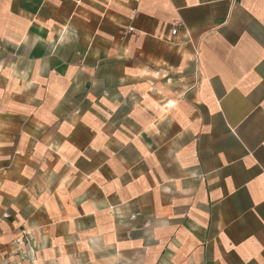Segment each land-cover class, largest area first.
<instances>
[{
    "label": "crops",
    "instance_id": "crops-1",
    "mask_svg": "<svg viewBox=\"0 0 264 264\" xmlns=\"http://www.w3.org/2000/svg\"><path fill=\"white\" fill-rule=\"evenodd\" d=\"M0 264H264V0H0Z\"/></svg>",
    "mask_w": 264,
    "mask_h": 264
},
{
    "label": "built area",
    "instance_id": "built-area-1",
    "mask_svg": "<svg viewBox=\"0 0 264 264\" xmlns=\"http://www.w3.org/2000/svg\"><path fill=\"white\" fill-rule=\"evenodd\" d=\"M128 31H129V32H132V31H134V28H129ZM172 33H173V35H176V33H177V29L174 28L173 31H172ZM5 217H7V214H5Z\"/></svg>",
    "mask_w": 264,
    "mask_h": 264
}]
</instances>
